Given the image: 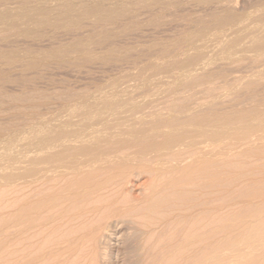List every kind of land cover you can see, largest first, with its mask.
<instances>
[{"label":"rangeland","instance_id":"374dc122","mask_svg":"<svg viewBox=\"0 0 264 264\" xmlns=\"http://www.w3.org/2000/svg\"><path fill=\"white\" fill-rule=\"evenodd\" d=\"M263 151L264 0H0V264H264Z\"/></svg>","mask_w":264,"mask_h":264},{"label":"bare ground","instance_id":"6f19581e","mask_svg":"<svg viewBox=\"0 0 264 264\" xmlns=\"http://www.w3.org/2000/svg\"><path fill=\"white\" fill-rule=\"evenodd\" d=\"M108 11H109V10H108ZM180 136H181V135H180ZM175 137H176V136H175ZM153 145H154V144H153ZM82 149H83V148H82ZM97 152H98V151H97ZM212 152H213V151H212ZM263 152H264V151H263ZM56 159H57V158H56ZM204 173H205V172H204ZM34 177H35V176H34ZM191 177H192V176H191ZM70 180H71V179H70ZM80 181H81V180H80ZM82 181H85V180H82ZM92 182H93V181H92ZM77 184H78V182H77ZM77 184H76V185H77ZM84 184H85V182H84L83 184H78V185L85 186ZM82 186H81V187H82ZM63 187H64V186H63ZM73 187H74V186H73ZM66 188H67V187H66ZM78 188H79V187H78ZM42 201H43V200H42ZM103 202H104V201H103ZM39 203H40V202H39ZM46 203H47V202H46ZM46 203H45V204H46ZM80 203H81V202H80ZM40 204H41V203H40ZM42 205H43V204H42ZM69 205H70V204H69ZM88 205H89V204H88ZM38 206H39V205H38ZM38 206H37V207H38ZM61 206H62V205H61ZM34 208H35V207H34ZM83 208H84V207H83ZM31 209H32V208H31ZM31 209L29 208V210H31ZM39 217H40V216H39ZM56 220H57V219H56ZM262 224H263V223H262ZM260 226H261V225H260ZM252 228H253V227H252ZM252 228H251V230H252ZM255 228H256V227H255ZM261 228H264L263 225L261 226ZM249 229H250V228H249ZM259 229H260V227H259ZM217 230H218V229H217ZM251 230H250V231H251ZM254 230H255V229H253L252 231H254ZM261 230H263V229H261ZM77 231H78V230H77ZM247 231H248V230H247ZM252 231H251V232H252ZM255 232H256L257 234H258V233H259V234L261 233L260 230H259V231L256 230V231H254V233H255ZM262 232H263V231H262ZM62 233H63V232H62ZM55 235H56V234H55ZM44 238H45V237H44ZM44 240H45V239H44ZM42 242H43V241H42ZM209 246H210V245H209ZM173 247H174V246H173ZM251 256H252V255H251ZM206 260H207V259H206ZM216 261H218V260H216ZM17 263H18V262H17Z\"/></svg>","mask_w":264,"mask_h":264}]
</instances>
